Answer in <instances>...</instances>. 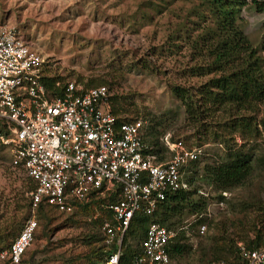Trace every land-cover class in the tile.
<instances>
[{
    "label": "rangeland",
    "instance_id": "obj_1",
    "mask_svg": "<svg viewBox=\"0 0 264 264\" xmlns=\"http://www.w3.org/2000/svg\"><path fill=\"white\" fill-rule=\"evenodd\" d=\"M199 4L200 0H0V20L14 26L43 55L48 62L47 78L61 85L72 79L86 87L106 85L119 114L129 120L142 119L148 133L153 130V136H159L154 139L148 134L150 142L159 139L157 147L162 151L167 135L198 147L202 153L198 162L201 174L204 164L221 160L225 148L212 139L199 141L204 131L193 126L192 117L171 90L174 83L189 78L191 59L199 57L194 40L203 35L206 26L194 22L198 18L193 10ZM241 18L246 39L264 58V10L258 11L249 3L242 9ZM260 129L257 139L243 141L247 150L257 154L258 162L264 160L263 126ZM237 136L241 142V136ZM199 178H195L193 187L204 184L213 188L202 213L207 231L201 236L199 227H191L200 218L196 214L187 216L177 228L188 229L195 250L200 243H212L209 237L222 242L224 228L221 232L217 228L223 224L228 231L225 237H236L238 214L234 209L244 203L243 196H255L246 218L260 215L264 219V208L258 204L260 199L264 204V167L257 164L245 183L223 198L219 183ZM30 187L28 175L12 164L11 149L0 143V252L11 245L31 215ZM222 200L224 205L220 204ZM45 210L51 222L45 223L38 213L36 236L22 264H90L97 258L93 250L102 242L91 245L89 238L102 237L104 208L93 205L69 214L49 207ZM233 220L237 224L231 227ZM0 264L9 263L0 259ZM173 264L203 263L195 253L174 259Z\"/></svg>",
    "mask_w": 264,
    "mask_h": 264
},
{
    "label": "built area",
    "instance_id": "obj_2",
    "mask_svg": "<svg viewBox=\"0 0 264 264\" xmlns=\"http://www.w3.org/2000/svg\"><path fill=\"white\" fill-rule=\"evenodd\" d=\"M47 64L14 26L0 20V143L11 149L12 164L35 183L31 215L0 259L22 264L36 236L41 204L69 214L93 199L117 196L103 204L102 242L114 250L104 254L101 264H122L139 214L151 220L131 264H172L169 251L176 233L153 218L169 195L192 188L185 174L201 150L167 135L159 152L142 119L119 114L109 87H86L72 79L57 83V94L45 84ZM198 193L210 198L211 187ZM206 231V224L200 225V234ZM238 247L247 264H264V247L244 242Z\"/></svg>",
    "mask_w": 264,
    "mask_h": 264
},
{
    "label": "trees",
    "instance_id": "obj_3",
    "mask_svg": "<svg viewBox=\"0 0 264 264\" xmlns=\"http://www.w3.org/2000/svg\"><path fill=\"white\" fill-rule=\"evenodd\" d=\"M249 3L255 5L258 11L264 10V0H200V4L193 10L198 18L194 21L195 24L204 22L206 25L203 35L194 40L198 50L196 47L194 49L199 51V57L191 59L189 78L181 83H174L171 90L186 108L187 114L192 117L193 126L198 128L199 132L204 131L199 141L212 139L220 142L225 148V154L215 163L204 164L201 174L199 160L191 163L186 172V178L191 184L195 182V178L200 177L209 182L219 183L218 189L230 191L242 186L257 164L260 168L264 167V160L258 162L257 154L247 150L246 142L243 143L246 140L257 139L262 132L260 127L264 128V117L259 119L264 105V58L246 39L239 23V18L243 20L242 9ZM44 81L50 90L57 94L61 93L56 80L45 76ZM221 116H224V119H218ZM149 135L154 139L158 136H153V130ZM237 135L241 136V142L238 141ZM151 143L156 147L160 146L158 138L154 142L151 139ZM158 151L161 152L162 149L159 147ZM29 180L31 192L35 188V183L31 178ZM202 186L204 184L192 186L189 191L179 190L172 193L153 218L171 231L177 232L170 245L172 262L174 259H183L196 253L203 264H217L221 261L226 264H246L239 254V241L250 248L264 247V219L260 215L252 219L246 218L252 211L250 206L254 204L255 196L250 194L243 196L244 203L234 209V214H238V224L233 220L231 227L232 224H237L236 229L238 227L239 233L236 237L229 235L230 239H227L225 236L228 235V231L223 224V227L217 228L219 232L224 228L223 236L220 238L222 242L209 237L212 243H200L196 252L197 249H194L187 235L188 229L181 226L182 229L177 231L187 216L201 215L207 209L209 201L197 193V188ZM117 198L114 196L108 199H93L90 203L79 205L76 210H87L93 205L103 209V204ZM260 200L258 204L263 209L264 204ZM45 209L46 207L41 204L39 215L48 224L51 217ZM104 211L107 214V211ZM243 213L246 219L243 218ZM150 220V217L145 215L135 216L122 252V264L132 263ZM204 221L202 217L192 223L191 227H198ZM252 222L253 229L250 226ZM259 225L263 227L257 229ZM243 230L246 237H243ZM102 240L103 235L100 239L92 235L89 243L94 245L101 243ZM113 250L107 249L102 242L101 247L93 250L98 256L90 264H101L100 259L104 254Z\"/></svg>",
    "mask_w": 264,
    "mask_h": 264
},
{
    "label": "clouds",
    "instance_id": "obj_4",
    "mask_svg": "<svg viewBox=\"0 0 264 264\" xmlns=\"http://www.w3.org/2000/svg\"><path fill=\"white\" fill-rule=\"evenodd\" d=\"M191 184V183H190ZM192 185V184H191ZM193 186V185H192ZM200 188H204L203 186L202 187H199V188H197V193H198V190L200 189ZM192 189V188H191ZM190 189V190H191ZM212 187H211V197L210 198H205V199H207L208 201L212 198V196H213V193H212ZM189 191V190H188ZM224 193H226V194H224ZM198 195L199 196H201L199 193H198ZM228 196V191L227 190H221V198H223V197H227ZM201 197H203V196H201ZM197 216H200V218L198 219V220H200L201 218H202V214L201 215H197ZM204 224V223H203ZM200 225H202V224H200ZM200 225L198 226V227H200ZM207 226V225H206ZM173 232H175L176 234H177V232L176 231H173ZM198 232H199V228H198ZM200 233V232H199ZM201 235H203V234H201ZM176 236V235H175ZM239 249V248H238ZM103 258V257H102ZM173 261V260H172ZM101 262H102V260H101ZM224 262V261H223ZM173 263V262H172ZM218 264V263H217ZM246 264H247V262H246Z\"/></svg>",
    "mask_w": 264,
    "mask_h": 264
}]
</instances>
